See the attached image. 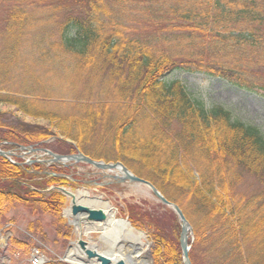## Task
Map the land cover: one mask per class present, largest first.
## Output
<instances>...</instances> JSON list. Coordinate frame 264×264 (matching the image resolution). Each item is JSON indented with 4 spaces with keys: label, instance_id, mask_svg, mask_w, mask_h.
<instances>
[{
    "label": "trees",
    "instance_id": "1",
    "mask_svg": "<svg viewBox=\"0 0 264 264\" xmlns=\"http://www.w3.org/2000/svg\"><path fill=\"white\" fill-rule=\"evenodd\" d=\"M52 57L69 64L78 92L63 96L51 85ZM182 70L264 97V0H0V103L49 120L78 146L46 143L47 128L1 119L0 144L123 161L183 210L192 264H264V134L166 80ZM72 172L0 158V210L51 216L67 245V198L44 191L73 183L50 173L79 180ZM246 176L257 183L242 190ZM166 210L172 222L134 209L131 223L151 234L156 264H183L182 224ZM40 224L29 232L46 243ZM31 247L9 244L26 257Z\"/></svg>",
    "mask_w": 264,
    "mask_h": 264
},
{
    "label": "rangeland",
    "instance_id": "2",
    "mask_svg": "<svg viewBox=\"0 0 264 264\" xmlns=\"http://www.w3.org/2000/svg\"><path fill=\"white\" fill-rule=\"evenodd\" d=\"M48 67L44 68L46 73L49 75V80H51V85L54 86L56 89L60 91L63 96L71 95L72 93L78 92L76 89L75 81L73 80L72 74L70 71L67 70L69 64L60 65L55 62V58L48 59ZM166 80L168 82H172L174 80H179L182 85H184L187 91L193 96L198 98L200 101L204 103L207 107H216L220 106L223 107L226 111H230L232 113V119L236 121H241L247 125H253L257 127L260 131L264 134V97L261 95L252 94L250 92H245L241 89L234 88L230 86L228 83H224L218 79H210L205 74H200L198 72H187V71H172L166 76ZM0 119L1 121L11 125H26L30 128L40 127L42 129L47 128L51 131V135L54 138L59 137L64 140L67 144H70L68 140L75 143V147L78 144L73 141L72 139L65 138L61 135L57 126H53L51 122L44 118H31L26 115L22 110L16 108L13 105H8L4 103H0ZM53 141L52 143H54ZM71 145V144H70ZM73 146V147H74ZM38 148V146H36ZM40 147V146H39ZM41 149V147H40ZM48 149V148H47ZM7 151L8 149H3ZM10 151V150H9ZM12 156L7 160L10 164H14L19 166L21 164V160L17 156H21L25 151H21V148H13ZM74 153H67L64 156L72 155ZM86 155V154H85ZM87 156V155H86ZM93 160L96 161H105L106 163H123V161H115L111 160H104V159H96L92 156ZM2 158V157H0ZM124 164V163H123ZM125 165V164H124ZM74 173L81 172L82 175L84 173L90 172H99L93 169L91 166L81 164L79 165ZM134 172V171H133ZM197 176V174L195 173ZM80 180L83 178L80 176ZM86 180V179H85ZM257 180L252 176H246L245 180L242 181L241 189L245 190V188L253 187L254 183ZM74 183V182H73ZM71 183L68 186L64 184H57L56 186L49 187L44 192L47 193L49 191H59L62 194V189L66 191H73L79 192L84 191L91 195V197H102L106 202H108L112 208L116 210L117 217L120 220H127L131 223V211L134 209H138L141 213H143V218H146V214L151 212H155L159 214V219H166V222H172L171 215L166 210L165 206L157 201L153 197V194L150 190L146 187H140L136 184L131 183H122L120 184L114 180H105V182L101 183L99 186L94 184V182L83 183L80 181L79 183L75 182V185ZM36 191L35 189H33ZM67 198V207L63 210L62 216L67 219L68 226H72V233H71V240L68 244H65L64 239L55 237L56 234V227L53 225V218L51 216L48 217H33L29 214L27 210L24 208H8L5 206L2 211L0 210V229L3 228L6 224V228L12 232L9 233L12 235L11 239H17L20 241L28 242L33 247H38V245H42V248L47 249L48 253H46L48 260L51 261H64L66 259L69 250L71 249V245L73 242H77L81 237L77 233V229L75 223L74 225L70 224L72 220L69 216H67V211L70 210L71 201L68 199L67 195L64 194ZM164 207H163V206ZM8 208V209H7ZM141 209V210H140ZM4 213V214H2ZM173 218V217H172ZM41 221V227L43 228V233L48 236V241L46 243L42 242L39 238L33 237L32 233H30L28 224L31 222H36L37 220ZM173 220V219H172ZM133 225V223H132ZM138 233L145 234V247L143 250L145 251L142 255L144 256V264H156L155 256L152 253L153 249V242L150 238L151 234L146 230H142L136 226H132ZM91 237H87L85 234L82 235L83 240H88L90 244H94L99 248V252L108 251L109 246H107L104 241H101L100 233L93 232ZM2 239H0V244L2 243ZM193 236H190L189 242H192ZM1 247V246H0ZM3 249V247H1ZM45 251V250H44ZM138 252V251H137ZM18 253V252H17ZM17 253H13L10 249L7 250V253L4 254L3 251L0 250V264H27L28 260L27 257L23 254H19L16 256ZM8 254H10V260L8 258ZM140 255V254H139ZM7 256L6 260H3V257ZM9 260V262H8ZM67 260V259H66ZM64 261L66 264H74V262ZM61 263V262H60Z\"/></svg>",
    "mask_w": 264,
    "mask_h": 264
},
{
    "label": "bare ground",
    "instance_id": "3",
    "mask_svg": "<svg viewBox=\"0 0 264 264\" xmlns=\"http://www.w3.org/2000/svg\"><path fill=\"white\" fill-rule=\"evenodd\" d=\"M67 197L70 201H72L73 204L77 205H83L88 207L90 210H96V211H103V214L106 215V219L102 222L93 223L92 225L87 224L85 221L81 223H75L74 226H76V231L80 237L82 235H86L87 237H91L93 232L100 233L101 241L109 246L108 251L99 252V248L96 245H92L88 242V249L93 251L96 250L102 255L105 253L109 255V253L112 254V263L116 264L119 261L124 262V264H144V256L142 255L145 251L143 250V247H145L147 244H145V234L138 233L135 231L134 228H132V223L125 220H120L117 217L116 210L111 207V205L106 202L102 197H91L90 194L85 193L84 191L79 192H73V191H67L66 192ZM67 216L70 218L73 217L71 215V208L69 211H67ZM9 233H12L10 230L8 232V229H2L0 230V235L3 236V240H5V244H0L3 249L0 248L1 251L7 253V250L9 249V244L11 242V237ZM34 250H40L44 258H37L39 260V263L42 264H50L51 260H48L46 252L42 249V245H38V247H31L30 253L28 254L27 264H33L32 261H30L31 254ZM138 251V252H137ZM18 252V253H17ZM14 253H17L16 256H19V254H23L22 251H17ZM140 254V255H139ZM7 258V256H6ZM6 258H3L6 260ZM10 258V254H8V258ZM66 259L68 261L74 262L76 264H99L97 260L90 261L87 256L85 255V252L77 242H73L71 245V249L69 250ZM61 262V261H60ZM64 262V261H62ZM20 264H23L22 262Z\"/></svg>",
    "mask_w": 264,
    "mask_h": 264
},
{
    "label": "water",
    "instance_id": "4",
    "mask_svg": "<svg viewBox=\"0 0 264 264\" xmlns=\"http://www.w3.org/2000/svg\"><path fill=\"white\" fill-rule=\"evenodd\" d=\"M60 140H63L59 138ZM51 141V140H50ZM49 142V141H48ZM68 142L72 145H75L74 142L68 140ZM22 150L28 151L30 153H34L36 151H41V152H46L48 156L51 158L49 161L46 162H51V163H56L60 162L63 163L64 165H67V163H83L85 165L91 166L93 169L97 171H103L108 174V178H112L116 181H119V183H131V184H136L140 187H146L148 190L151 191L153 194V197L157 199L160 203H162L165 207L170 208L172 211L175 212L177 218L179 221H181V238H180V243H181V248H182V254H183V264H192L190 260V249H191V244L189 242L190 236L194 235L193 227L190 221L187 220L183 210H181L180 206L171 202L165 196L162 194L160 190L157 189L156 186H154L150 181L146 179H142L138 177L134 172H132L130 169H128L122 162L121 163H106L105 161H96L93 160L91 157L86 156L83 152L80 150L77 151L76 154L72 155H67L63 156L60 154H55L52 151L48 149H35L32 147H23ZM12 156L11 153L6 152L0 148V157H4L6 159H9ZM52 176L57 177H65V175H60V174H52ZM62 192L66 194V190L62 189ZM67 195V194H66ZM71 204V215L73 217L71 218L72 220L70 221L71 225H74L75 223H81L85 221L87 224L92 225L93 223L97 222H102L103 220L106 219V215L103 214V211H96L93 209H89L86 206L83 205H77L73 204L72 201L70 202ZM77 244L83 251L85 252V255L90 261L97 260L99 264H111L112 263V254H104L102 255L98 251L94 250L91 251L88 249V242L86 240H83L82 237L77 241ZM64 261L68 260L64 259ZM71 263V262H70ZM76 264V263H74ZM116 264H124V262L119 261Z\"/></svg>",
    "mask_w": 264,
    "mask_h": 264
},
{
    "label": "built area",
    "instance_id": "5",
    "mask_svg": "<svg viewBox=\"0 0 264 264\" xmlns=\"http://www.w3.org/2000/svg\"><path fill=\"white\" fill-rule=\"evenodd\" d=\"M42 257L44 258V255H43V253L40 250L38 251V250H34L33 249V252H32L31 257H30V261H32L33 264H42L43 262L42 263H39V260H38L39 258H42Z\"/></svg>",
    "mask_w": 264,
    "mask_h": 264
},
{
    "label": "flooded vegetation",
    "instance_id": "6",
    "mask_svg": "<svg viewBox=\"0 0 264 264\" xmlns=\"http://www.w3.org/2000/svg\"><path fill=\"white\" fill-rule=\"evenodd\" d=\"M75 167H76L75 165H71V164L67 166V168H68L69 171L75 169ZM98 176H100V177H98L99 180L100 179H103V180H106L107 179L106 176H102L101 174L98 175Z\"/></svg>",
    "mask_w": 264,
    "mask_h": 264
}]
</instances>
